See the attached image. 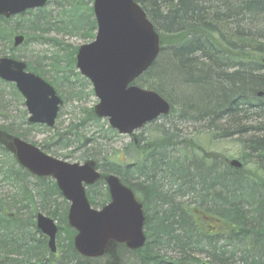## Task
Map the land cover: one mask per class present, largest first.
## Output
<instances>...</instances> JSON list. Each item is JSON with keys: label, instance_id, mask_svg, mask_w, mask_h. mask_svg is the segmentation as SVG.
I'll list each match as a JSON object with an SVG mask.
<instances>
[{"label": "trees", "instance_id": "16d2710c", "mask_svg": "<svg viewBox=\"0 0 264 264\" xmlns=\"http://www.w3.org/2000/svg\"><path fill=\"white\" fill-rule=\"evenodd\" d=\"M134 1L146 13L161 42L159 57L135 85L157 93L170 104L171 114L160 119L170 121L167 129L160 126L162 136L157 138H140L139 147L133 143L138 155L133 167L110 160L108 154L99 161L102 153L96 146L103 147L100 139L95 135L88 139L83 133L90 123H100L91 109L82 110L78 123L73 122L66 131L56 129L51 147H38L65 160L70 158L59 151L70 144L84 151L74 158L102 171L101 180L86 190L92 207L103 208L110 202L105 184L109 175L118 177L141 201L146 245L139 251L122 246L125 254L134 257L133 264H181L182 259L200 264L194 257L198 252L215 261L210 264H264V0ZM92 3L93 0H49L47 7L17 16L15 27L0 18V40L8 43L5 50L14 59L12 34L24 35L26 46L50 31L93 41L97 26ZM52 4L54 7H50ZM44 41L57 50L64 49L57 39ZM77 50L65 54L67 67L74 68ZM56 56L49 58L54 71L59 61L64 62L60 55ZM27 69L44 79L43 72L30 63ZM76 77L88 84L79 74ZM53 79L50 84L63 92L64 84ZM63 82L69 80L63 78ZM85 86L78 88L83 91L68 87L72 98L85 97ZM258 92H263L261 99L256 98ZM254 97L259 107L251 105ZM64 98L65 104L68 98ZM176 123L181 127L202 124L213 134L211 143L218 137L237 139L241 168L225 163L224 170H220L217 162L210 163L208 157L192 155L188 149L195 140H187ZM25 125L30 126L28 131L20 126L13 129L12 123L0 127V264H97L104 260L112 264V251L97 260L85 259L76 252V232L66 224L67 209L59 218L67 226L63 250L59 255L50 253L35 219L38 213L50 211L52 200L61 198V194L51 178L33 176L9 151L11 136L27 141L28 132L43 128L26 121ZM107 133L111 138L117 135L109 127ZM90 143L93 148H87ZM196 145L202 148L198 142ZM166 184L172 185L174 195L162 191ZM101 188L104 190L99 203L93 193L98 195ZM185 197L186 201L180 200ZM150 209L156 216L153 220ZM50 215L55 219L58 211ZM201 216L218 221L220 231L209 232ZM219 242L224 251H219ZM148 243L153 244L151 251ZM165 247L180 258L165 259L159 250L151 254L152 249Z\"/></svg>", "mask_w": 264, "mask_h": 264}, {"label": "water", "instance_id": "95a60500", "mask_svg": "<svg viewBox=\"0 0 264 264\" xmlns=\"http://www.w3.org/2000/svg\"><path fill=\"white\" fill-rule=\"evenodd\" d=\"M47 1L0 0V17L10 19L42 9ZM93 14L97 34L92 43L78 49L76 68L90 82L98 100L94 116L108 120L118 134L132 135L171 112L170 104L157 93L133 85L159 57L160 37L134 0H94ZM23 41V36H16L13 46L19 47ZM0 80L15 85L24 99L29 124L55 127L63 101L50 84L28 72L25 63L9 57L0 58ZM11 147L22 168L38 178H52L56 182L70 205L67 219L77 232L74 248L79 255L86 259L102 258L112 251L113 244L125 245L131 251L144 247L143 207L119 178H106L110 203L94 210L86 188L100 180L99 171L88 163L70 164L53 158L20 138H13ZM230 166L240 168L241 164L233 160ZM36 227L49 239L48 248L54 254L56 222L38 214Z\"/></svg>", "mask_w": 264, "mask_h": 264}, {"label": "rangeland", "instance_id": "374dc122", "mask_svg": "<svg viewBox=\"0 0 264 264\" xmlns=\"http://www.w3.org/2000/svg\"><path fill=\"white\" fill-rule=\"evenodd\" d=\"M54 5L52 4V6ZM16 17H13L9 19V26L15 27L16 26ZM7 26V25H6ZM19 33V32H18ZM16 36H24L22 34H12L10 39H11V47L15 49V56L18 61H21L25 63L26 65L30 63V65L38 68L43 72V77L48 83H53V78H56L61 84L63 85V92H60L59 89L57 91L58 95L61 97V99L65 102V98H68V101L61 107L60 113L58 115V119L56 122V126L53 129H47L45 127L43 128H35L34 130L28 132L26 138L29 143L36 144L37 146H41V148H46V147H51L53 144L51 142V138H53L56 129H59V131H66L67 127L73 124V122L78 123L77 121L81 118L82 116V110H89L94 108L98 104V100L94 96V93L91 94L90 92L92 90V86L88 82V84L82 83L79 78L76 77V74L78 73V70L76 66L74 68H69L67 67V63L64 60L65 54H69L72 49L77 48L79 49L81 46L86 45L91 43L92 41H85L78 35H73V36H67V35H60L57 34L55 31H50L47 35H44L43 39H39L38 42L32 44L31 46H26L24 43L26 39L24 38V41L22 45L19 47H14L13 46V39ZM57 39L62 42V50H57L56 48L52 47V43L45 42V39ZM5 48H8V43L5 41L0 40V58L1 57H9L11 58L7 50ZM56 54L60 55V57L64 60V62L59 61V68L58 70H53L51 66V59L49 58H57ZM69 58V56H68ZM14 59V58H12ZM61 69V73L59 74V70ZM39 76V75H38ZM82 77V76H81ZM42 78V77H41ZM63 78H67L69 82H63ZM83 78V77H82ZM80 85L85 86L84 87V94L86 95L83 98H72V91L68 87H73V89L76 90H82L83 89H78ZM15 90L14 85L12 84H7L5 82H2L0 80V127L4 126L5 124L12 123L13 129H18L20 126L21 129H27L29 130L30 126L25 125V121L28 123V114L26 111V107L24 105V100L20 95H16L13 91ZM54 87V86H53ZM55 88V87H54ZM17 92V91H16ZM24 113V115H23ZM161 119V118H160ZM157 120L153 122L152 124L147 125L144 129H142L139 132H136L134 135H127V136H121V135H116V137H112L107 133V128L109 127L108 121L106 119L100 120V123L96 124H89L90 126L86 128V130L83 132L87 138H91L93 135L95 137L99 138V142L103 145L101 146H96L98 152L102 153V156L100 157L99 161L104 159L106 155H109L110 160H114L116 163H127L131 167H133L134 163L136 164L138 155L137 152L135 151L133 147V143L135 142L136 145L139 147L140 144H138V140L141 138V140H145L147 137L149 139L157 138L159 136H162L160 134V126L163 127L164 129H167V125L170 123V121L167 123L166 120ZM173 119V117H172ZM172 121V120H171ZM29 124V123H28ZM176 127L180 126V124L176 123ZM202 124H195V125H183L180 129L182 131L183 136L185 138L190 139V140H195L193 143L195 145L189 147L188 151L196 156H200L202 158L208 157L210 163L217 162L219 165L220 170H224V164L227 163L230 165L231 160L233 159H238L239 155L238 153L240 152V145L237 143V139L232 138L229 139L228 141L224 140V137H218L214 140V143H211V137H213V134L211 132H208L205 130V128L201 127ZM12 129V127H11ZM102 131V134L100 131ZM175 130V128H174ZM170 133H173L172 130L169 131ZM222 132V131H221ZM177 134V133H176ZM220 134V133H216ZM221 135V134H220ZM217 135V136H220ZM101 136V137H99ZM2 138V135H0V139ZM14 137L11 136L9 139V143H11V140ZM211 140V141H210ZM1 141V140H0ZM200 144L202 147L200 150L197 149V145ZM141 143V145H143ZM92 143L87 144V148H93ZM11 147V146H10ZM6 148H9L8 146ZM10 149V150H9ZM9 151H13V148H9ZM56 149V148H54ZM127 150V152L125 151ZM48 150V149H46ZM60 154H65L67 155L70 159L65 160L62 157L56 156V158L60 160L67 161L68 163H78L82 164L84 163L83 161H78L74 157H79L81 153H83V150L77 151L75 148V144H70L68 148L62 149V151H59ZM99 172L102 175V171L99 170ZM167 185V184H166ZM7 190V189H6ZM3 190V191H6ZM104 189H100L98 195H94L93 193V198L96 202L100 203L101 196ZM188 198L185 197L183 201H186ZM139 201V199H137ZM64 199L61 198H54L52 200V206L49 210H45V212H42V214L46 217H49L50 219H53L52 216L50 215V212L52 211H58V216L57 218L54 219L56 221V224L60 228V233L57 237V249L59 253L61 250H63L64 242L63 239H66V224L68 225V222H66L65 225H62L60 223L59 218L63 216V211L67 208H69L68 203H64ZM177 202L179 201V198L176 200ZM141 203V201H139ZM53 207L55 209H53ZM60 208V209H59ZM96 210H100V207H93ZM58 209V210H57ZM200 215L202 214V211H198ZM149 215L151 219L153 220L154 214L149 211ZM201 218L204 220V225L207 227L209 232H214L218 230V232L221 229L220 223L216 220L209 219L202 217ZM149 249L151 251V246L153 245L152 243L149 244ZM158 250L160 251V254L165 257V259H171V260H177L180 258L178 253L171 252L169 250H166L165 248H161V250L158 248L157 250L152 249L151 254H156L158 253ZM114 257H112L111 261L112 264H123V261L127 264H133L135 262L134 257H131L130 254H125L122 246H118L115 251H113ZM127 255V256H126ZM194 257L200 261V264H210L212 262H215L211 258H209L206 255H194ZM118 258V259H117ZM100 259V258H99ZM106 259V258H105ZM116 259V261H115ZM192 259V258H191ZM97 264H109L107 260H104L103 262H99Z\"/></svg>", "mask_w": 264, "mask_h": 264}, {"label": "bare ground", "instance_id": "6f19581e", "mask_svg": "<svg viewBox=\"0 0 264 264\" xmlns=\"http://www.w3.org/2000/svg\"><path fill=\"white\" fill-rule=\"evenodd\" d=\"M263 96V92H258L257 93V95H256V98L257 99H261V97ZM256 98L254 97V100H253V103H251V105L252 106H256V107H259V105H261L260 103H259V101L258 100H256ZM172 108V107H171ZM171 114V112L169 113V115ZM168 115V116H169ZM243 123H246V122H243ZM220 176H222V175H220ZM172 185L170 186V185H166V186H164V188L162 187V191L164 192V193H167L169 196L171 195H174V193L172 192ZM150 212H152L153 214H154V210L153 209H150ZM154 217L156 218V216H155V214H154ZM150 238V237H149ZM151 238H153V236H151ZM154 239V238H153ZM156 244V246H158V247H160V244L159 243H155ZM222 242H219L218 244H217V247L220 249L219 251H224V247H222ZM165 249L166 250H169V249H167V247H165ZM161 250V249H160ZM198 252V251H197ZM220 253V252H219ZM198 254H200L199 252H198ZM201 255H205V254H203V252H202V254ZM191 260H189V259H187V260H185V259H182L181 260V264H189V262H190Z\"/></svg>", "mask_w": 264, "mask_h": 264}]
</instances>
